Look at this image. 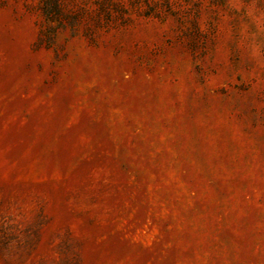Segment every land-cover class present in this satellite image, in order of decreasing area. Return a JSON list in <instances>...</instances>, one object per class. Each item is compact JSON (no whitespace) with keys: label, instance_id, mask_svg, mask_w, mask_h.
I'll return each instance as SVG.
<instances>
[{"label":"rangeland","instance_id":"1","mask_svg":"<svg viewBox=\"0 0 264 264\" xmlns=\"http://www.w3.org/2000/svg\"><path fill=\"white\" fill-rule=\"evenodd\" d=\"M0 264H264V0H0Z\"/></svg>","mask_w":264,"mask_h":264}]
</instances>
